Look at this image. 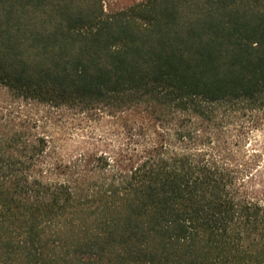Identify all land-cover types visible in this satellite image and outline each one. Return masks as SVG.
Instances as JSON below:
<instances>
[{
    "label": "trees",
    "instance_id": "16d2710c",
    "mask_svg": "<svg viewBox=\"0 0 264 264\" xmlns=\"http://www.w3.org/2000/svg\"><path fill=\"white\" fill-rule=\"evenodd\" d=\"M0 264H264V0H0Z\"/></svg>",
    "mask_w": 264,
    "mask_h": 264
},
{
    "label": "rangeland",
    "instance_id": "374dc122",
    "mask_svg": "<svg viewBox=\"0 0 264 264\" xmlns=\"http://www.w3.org/2000/svg\"><path fill=\"white\" fill-rule=\"evenodd\" d=\"M141 1L143 0H105V8L115 11ZM93 120L69 121L63 123L61 129L54 132L55 138L58 139L57 147L61 156L77 152L88 144H95L104 136L109 137L108 135L112 133L110 122H100L97 118Z\"/></svg>",
    "mask_w": 264,
    "mask_h": 264
}]
</instances>
